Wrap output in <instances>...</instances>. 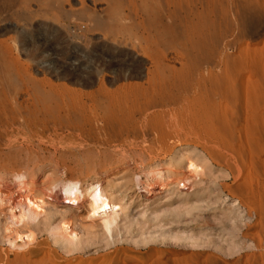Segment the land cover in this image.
<instances>
[{
    "label": "rangeland",
    "instance_id": "obj_1",
    "mask_svg": "<svg viewBox=\"0 0 264 264\" xmlns=\"http://www.w3.org/2000/svg\"><path fill=\"white\" fill-rule=\"evenodd\" d=\"M80 104L98 119L73 150L97 152L60 156ZM0 111L8 179L135 184L112 237L80 233L69 252L48 232L22 249L0 233V264H264V0H0ZM171 158L179 178L137 193L141 171ZM42 201L40 226L82 203Z\"/></svg>",
    "mask_w": 264,
    "mask_h": 264
},
{
    "label": "bare ground",
    "instance_id": "obj_2",
    "mask_svg": "<svg viewBox=\"0 0 264 264\" xmlns=\"http://www.w3.org/2000/svg\"><path fill=\"white\" fill-rule=\"evenodd\" d=\"M93 22H95V24H96L98 22V20L95 19ZM117 91H118V89H117ZM73 103H75V102H73ZM81 104L78 105L77 107L80 108L79 106H82ZM69 109L64 107V109H63L64 116H65V114H66V116L70 115ZM52 110H53V108H52ZM76 111L78 113L77 116L81 119L80 120L81 122L80 123L78 122L79 125H76L75 127L73 126L72 128H71V126L70 127L68 126L69 128L66 127L65 128L66 132L64 130H62L63 132L61 134L58 133L57 134L58 136L54 138V139H56V138L60 139L61 138L62 141L65 140L63 138H66L67 141H69L68 143H66L64 145L65 146L64 150L58 151L60 156H63V155L66 156L65 154H67V156H68V154H76L77 155V153H78V155H79V154H87L89 152L93 153V151H94V153L97 152V150L95 149L96 147L94 148L93 145L90 146L89 144H86L85 146H83L84 148H81L80 150L77 148H76V150L75 149L73 150V148H75V145H76L75 143L77 142V139H76L77 135L76 134L77 133L83 134V131L85 130V124L86 123L88 124V121H90V120L93 121V119L95 121H97L95 119L97 114L96 113H89L86 110V108L81 107L80 109H77ZM89 111H91V110H89ZM72 113H73V111H72ZM11 114L13 115V113H11ZM61 116H62V118H64L63 114H61ZM74 118H76V117L74 116ZM78 119L77 120L73 119V120L78 121ZM49 120H50V118H49ZM66 120H67V118H66ZM66 120H64V121H66ZM39 121H41V120H39ZM70 122H73V121L71 120ZM71 125H73V124H71ZM18 126H20V125H18ZM96 126H97V124H96ZM61 127H59V128H61ZM134 127H136V126H134ZM31 128H32V126H31ZM91 130H93V128ZM89 132H88V134H89ZM54 134H56V133H54ZM38 136L40 138H42L41 135H38ZM43 136H45V135H43ZM52 136H54V135H52ZM89 136H90V134H89ZM33 138H34V136H33ZM85 138H83V139H85ZM80 139L82 140V137ZM82 141L84 142V140H82ZM47 142H49V141H46V143ZM52 142H50V143H52ZM78 142H80V141H78ZM41 144H42V142H41ZM52 145H54V144L52 143ZM29 146H31V145H29ZM26 147H27V145H26ZM79 147H81V146H79ZM132 147H134V144ZM39 149L40 148H38V150ZM43 150H44V147H43ZM54 152H57V151H54ZM98 153H99V151H98ZM176 153L177 152H175V154ZM30 155H31V153H30ZM59 155H57V157ZM81 156H83V155H81ZM81 156L79 155V157H81ZM79 157H77V159L76 158L75 159L76 160L81 159ZM85 157L88 159V156H85ZM85 157L82 158L83 161L86 159ZM183 157H182L183 160L185 159V161H186L187 169L190 170L191 172H193L196 177L199 174L201 175L202 170H201L200 165L197 164L198 163L197 159L192 157V156H189V155H186ZM58 158L62 160L64 157H58ZM75 159H74V161H73V159L71 160V158L70 159L68 158L67 160H69L70 162L73 161L72 165H74V162L76 164ZM183 160L179 161L178 159L171 158L168 161V163L164 162L162 164V166L145 167L141 171V174H142L141 177H139V179H138L140 184L137 187V189H138L137 193H143V192L147 191L151 184L155 185V184L160 183V182H165L166 180H169V179H178L180 176V173H179L180 172V170H179L180 166L179 165H180V162L181 163L183 162ZM57 162H58V160H57ZM62 163H65V160H63L61 162V164ZM156 163L159 164L158 162H155L154 165H156ZM56 165H58V163ZM66 166H68V167H66ZM70 166L71 165H69V162H68V164H64L61 168L63 169L64 167H66L67 170H70V169H68V168H70ZM76 166H78V165H76ZM66 168H65V170H66ZM73 168H76V167H73ZM92 169H93V167H92ZM35 171L32 172V170H31L30 174H27V175L22 174V176L21 175L20 176L15 175L14 178H12L11 180L8 179L7 176H4L5 173L1 174V172H0V233L2 234V235L1 234L0 235H1L2 240H5V242H7L9 245H11V247L13 246V247H17V248L22 249V247H24L27 244H30V243L32 244L34 242L36 243L38 234L43 233V232H48V233H50L54 243H64L65 244L64 247L67 248L69 250V252H73L77 248L81 247V245L83 243L82 240L80 239V235H79L80 233L89 234L90 232H94L92 229L99 228L100 230H102L101 231L102 234L104 232V233H107L106 234L107 236L108 235L111 236L113 234L112 232L114 231V229L118 228L119 224L121 223V222H119L121 220V218L125 217V210L128 206L127 202L125 203V198L127 197V192L131 187L135 186V184H134L131 187H125V189H122V188H119L116 184H113L112 180H110L108 182L106 181V183H104L100 186H96L95 185L96 184L95 178H97V177H89V176H91V174L88 175L87 177H85L84 179L82 178V180L69 182L66 179L67 175L59 174V175H62V178H60L58 180L56 178L57 181L55 182L54 187L52 189H46L45 186H42V187L39 186V176H38V174H36ZM58 171H61V170H58ZM64 172H62V173H64ZM66 172H68V171H66ZM66 172H65V174H66ZM96 173L99 174V172H96ZM92 176H93V174H92ZM50 181H52V180H50ZM131 181H133V180H131ZM45 192L54 193L55 202H59L60 200H62V197L69 196V195H71V193H74V194H77L79 197H81L82 203L79 206L76 205V208L74 209L75 214L71 219H69V220L67 219V220L59 221V222H54L55 225L53 223V225L48 226L47 223H44L42 226H40V223H39L40 214L43 212V210L45 208V206L43 205L44 201H42V198H45ZM106 235H105V237H106Z\"/></svg>",
    "mask_w": 264,
    "mask_h": 264
}]
</instances>
